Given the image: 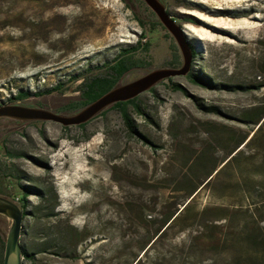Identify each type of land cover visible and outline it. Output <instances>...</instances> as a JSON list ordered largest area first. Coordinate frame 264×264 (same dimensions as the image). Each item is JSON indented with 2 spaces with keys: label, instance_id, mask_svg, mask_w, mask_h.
Instances as JSON below:
<instances>
[{
  "label": "rangeland",
  "instance_id": "obj_1",
  "mask_svg": "<svg viewBox=\"0 0 264 264\" xmlns=\"http://www.w3.org/2000/svg\"><path fill=\"white\" fill-rule=\"evenodd\" d=\"M164 4L198 53L190 71L199 79L187 73L160 81L139 95L145 114L130 108L137 130L157 147L131 133L117 109L100 113L84 127L0 116V195L21 197L15 200L21 206L26 196L21 243L36 253L35 264H128L140 250L139 240L155 225L142 221L139 206L155 219L162 217L187 188L179 183L183 177L203 180L210 161H221L227 153L233 140L229 134L239 137L257 127L243 119L264 107V0ZM140 13L150 23L143 40L151 43L140 56L151 64L131 69L123 83L171 67L167 62L176 54L181 60L176 67L184 63L173 34L155 24L157 14ZM142 30L137 13L124 0H0V109L43 103L34 106L58 112L65 96L75 94L77 82H67L71 75L136 43ZM59 81L68 87L64 94L26 103L9 100L20 88L43 90ZM173 83L184 89L176 90ZM207 122L223 132L222 140L205 129ZM202 152L207 157L196 164ZM237 171L234 165L211 185L205 181L180 207L191 201L189 218L152 247L154 240L150 242L149 251L138 258L145 264H183L190 256L188 264H230L226 251L234 250L238 257L249 252L241 264H264V252L249 246L240 231L250 219L247 209L235 221V239L227 242L229 248L222 246L219 259L205 251L200 239L190 247L197 212L208 206L212 210L206 217L216 218L222 215L219 205H242L241 187L234 183ZM242 206L247 207L245 202ZM11 225L12 219L0 214L5 243ZM260 227L264 237V219Z\"/></svg>",
  "mask_w": 264,
  "mask_h": 264
},
{
  "label": "trees",
  "instance_id": "obj_2",
  "mask_svg": "<svg viewBox=\"0 0 264 264\" xmlns=\"http://www.w3.org/2000/svg\"><path fill=\"white\" fill-rule=\"evenodd\" d=\"M162 1L164 3L166 2V0ZM124 2L130 9L137 13V20L143 26L140 39H138V41L134 44L118 49L113 57L105 58L95 64H90L78 73L71 75L68 78L67 82H72V84H76L77 82V86H75V94L65 96L63 101L59 104L60 107L57 110L58 112L74 113L80 111L81 109L96 101L105 93L113 89L115 86H117L119 82L122 81L125 74L131 69L145 64H151V61H147L146 58L140 56V54L142 53L149 52L151 48V43L148 40H143L147 36L146 24L149 22L141 17L142 14L140 12L143 13V16L145 12H148L149 16H151L152 18L155 17V13L145 3L144 0H124ZM167 11L168 13H170L169 8H167ZM152 24H154V22H152ZM155 24L162 23L161 21H158ZM173 46L174 49H177L176 45ZM192 50L194 59H196L198 53L195 48H193ZM167 63L171 64V67L179 66L181 64L179 55L176 54V56ZM188 75L194 80L199 79V77L196 76L192 71H190ZM172 79L173 77L167 78V80L170 81H172ZM173 84L176 90L184 89L179 84ZM67 88L68 87L66 86V82L64 81H59L52 87L37 91H31L29 89L24 90L20 88L14 96H11L9 98V100L26 103V101L34 98L39 101L42 100L45 96L52 95L53 93L64 94ZM151 89H154V87ZM34 105L43 106V103H33L32 106ZM131 107L139 115L145 114L144 109L142 108V103L139 100V96L126 101H118L106 108L101 113L105 114L110 109H117L121 113L131 133L142 137L143 140L147 144H150L152 147H157L158 145H156L152 140H150L137 130L135 122L131 117ZM251 114L252 115H246L243 120L246 124H254L257 127H253L251 130L247 131L243 135H240L239 137L235 134H229L227 136L228 140L231 141L232 138L233 140L229 143L230 147L226 148L227 153L221 161H210L212 167L203 180L199 181L198 183H194V180L191 181L186 176L179 181L180 184L186 185L187 188L181 195H178L180 197V201L175 202V204L177 205L173 209L171 208L170 211L162 215V217H156L157 219H155L153 218L152 213L148 211L146 207L141 205L139 206V212L141 213V217L143 219L142 221H145L146 223L154 221L153 223L155 225H153V231L149 230V232L146 234L147 236L144 237V241L141 242L139 240V243H141V245L139 246L140 250L135 258H133L128 264H145L143 258H138V254L144 250H146V254L147 251H149L150 247L154 245V243L159 241L164 235L167 234L168 230L175 228V226L183 221L186 217L189 218V214L192 210L191 201L186 203L183 209L180 211L181 205L184 204L187 199L191 198L192 196L194 197L198 189L205 181L208 180L206 184H209L212 179H219V177L227 168H230L234 165H236L238 169V173L233 174V176L235 175L234 183L237 186L241 187L238 202H240L242 205L245 202L247 207L244 208L242 205H232V203L231 205L221 204L216 208V210L220 211L222 215H218V217L216 218H207V213L212 209H210L211 207L205 206L200 212H197L194 217V221L197 223L195 224L197 229L193 231L195 233L191 234L193 235L191 238L193 241L191 242L190 247H197L199 242L198 239H200L203 245H206L205 251L211 252L213 254V257L219 259L222 256V246L229 248L227 242L235 239L233 237V235L237 232L235 221L238 219V216L241 213L248 210L250 212V219H247L246 224L242 227V229H240L241 234H246V240L247 242H250L249 246L252 245L258 248V250L264 252V237H262L263 233H260V220L264 219V107L258 108L254 113ZM208 123L209 122L206 123L207 125H205V129L212 135H214L216 140H222L220 139V136L223 132L218 128L212 127V125L210 124L208 125ZM85 125L86 123L80 124V127H84ZM245 146L246 148L244 149ZM8 154L11 157L13 155V153L10 151L8 152ZM204 156V152L199 154V156L196 158L195 163H201ZM244 156H247L246 162H243ZM208 158L211 159V157ZM25 189L28 188L26 187ZM175 190L179 191L183 189L180 187ZM234 196H236L235 193ZM13 199L20 200L21 197L16 196ZM22 200L24 201L22 207L26 214V196H23ZM144 226L148 228L149 224H144ZM152 241L153 243L150 247H148V245ZM4 245L5 242L0 232V264H2L3 262ZM233 252L234 250L226 251V260L230 264H241L244 256H247V254H249V252L247 254L242 253L241 255L243 256L239 255L238 257V255L235 256ZM189 258L192 257L190 256L185 261L183 260V264H188V262L186 261ZM36 260L37 258L35 252L24 250L23 264L25 263V261H29L35 264Z\"/></svg>",
  "mask_w": 264,
  "mask_h": 264
},
{
  "label": "water",
  "instance_id": "obj_3",
  "mask_svg": "<svg viewBox=\"0 0 264 264\" xmlns=\"http://www.w3.org/2000/svg\"><path fill=\"white\" fill-rule=\"evenodd\" d=\"M144 1L175 37L184 57L182 67L157 68L135 80L126 83L120 81L113 89L75 114L67 115L44 107L13 104L2 107L0 109V116H10L19 120L55 121L65 126L80 125L87 123L118 101H126L137 97L169 77L189 73L194 59L193 48L188 43L183 30L176 22V19L168 13L166 5L162 0ZM0 214L12 219V225L7 233L2 264H23L24 248L21 243V236L25 211L14 199L0 195Z\"/></svg>",
  "mask_w": 264,
  "mask_h": 264
},
{
  "label": "flooded vegetation",
  "instance_id": "obj_4",
  "mask_svg": "<svg viewBox=\"0 0 264 264\" xmlns=\"http://www.w3.org/2000/svg\"><path fill=\"white\" fill-rule=\"evenodd\" d=\"M4 250H5V245H4V249H3V255H4Z\"/></svg>",
  "mask_w": 264,
  "mask_h": 264
}]
</instances>
